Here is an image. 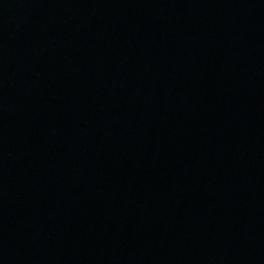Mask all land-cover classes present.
I'll return each mask as SVG.
<instances>
[{
    "label": "water",
    "instance_id": "obj_1",
    "mask_svg": "<svg viewBox=\"0 0 264 264\" xmlns=\"http://www.w3.org/2000/svg\"><path fill=\"white\" fill-rule=\"evenodd\" d=\"M0 264H264V0H0Z\"/></svg>",
    "mask_w": 264,
    "mask_h": 264
}]
</instances>
